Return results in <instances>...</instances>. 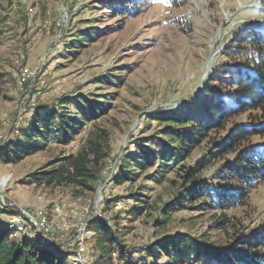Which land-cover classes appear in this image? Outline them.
Returning <instances> with one entry per match:
<instances>
[{
	"label": "trees",
	"instance_id": "16d2710c",
	"mask_svg": "<svg viewBox=\"0 0 264 264\" xmlns=\"http://www.w3.org/2000/svg\"><path fill=\"white\" fill-rule=\"evenodd\" d=\"M152 1L90 2L85 11L93 15L81 20L85 27L73 26L63 59L75 60L121 31L123 19ZM98 11L102 18L120 19L119 25L100 27L105 19L95 16ZM7 22L0 14V38ZM223 55L227 62L203 87V110L187 106L155 112V132L123 151L110 182L128 186L125 194L106 199L110 221L96 218L89 224L92 264H264V222L254 223L250 200L264 182V143L253 142L264 139V26L235 35ZM122 61L97 77L93 89L78 86L52 107L35 106L25 127L15 128L0 149V159L19 163L54 148L27 181L68 188L74 196L94 192L114 151V129H123L116 101L124 73L132 68L119 66ZM4 76L0 73V81ZM79 137L82 144L75 153L59 150ZM204 147L207 157L191 164L188 160ZM217 165L222 171L214 174L218 184H212L206 172ZM145 183L161 186L154 198L146 194ZM119 200L124 208L114 212ZM141 218H146L150 239L137 244L135 223ZM13 235L0 227V264H70L54 249Z\"/></svg>",
	"mask_w": 264,
	"mask_h": 264
},
{
	"label": "rangeland",
	"instance_id": "374dc122",
	"mask_svg": "<svg viewBox=\"0 0 264 264\" xmlns=\"http://www.w3.org/2000/svg\"><path fill=\"white\" fill-rule=\"evenodd\" d=\"M97 1L0 0V14L8 19L0 38V73L5 74L0 81V134L6 141L15 135V128L25 127L35 106L52 107L78 86L93 89L94 80L119 60H123L119 66L132 68L124 73L125 84L116 101L123 129H114V151L94 192L74 196L68 188L27 181L29 174L55 153L54 148L19 163L0 159V196L19 204L38 220L42 212L46 219L43 235L52 242L46 244L47 248L58 247L72 253L83 246L85 264H92V233L80 231V227L88 219L91 221L87 228L96 218L110 221L111 213L104 211L106 199L125 194L128 186L127 183L114 186L110 182L123 151L133 146L135 139L155 132L157 122L152 120L155 112L187 106L193 111L203 110L206 105L203 87L213 72L227 62L224 49L238 33L264 26V0H167L166 3L154 0L134 17L121 19V31L89 46L75 60L63 59V44L70 38L71 29L85 27L81 20L93 15L85 11L86 5ZM95 16L102 18L103 14L98 11ZM102 19L105 20L99 23L100 27L119 25L116 21L120 19ZM253 142L263 144L264 139L254 137ZM81 144L79 137L67 147L58 148L65 154L75 153ZM206 157L204 147L188 161L195 165ZM221 167L217 165L206 172L212 184H218L214 174L220 173ZM145 184H149L146 194L150 198L161 190L159 185ZM250 196L251 206L256 210L254 223L264 222V182ZM63 202L74 204V210H67L64 218H60L53 209ZM124 205L119 200L112 209L122 211ZM86 207L89 213L84 216L82 211ZM135 224L136 243L147 242L150 237L146 218ZM76 257L65 254L70 264H76Z\"/></svg>",
	"mask_w": 264,
	"mask_h": 264
},
{
	"label": "built area",
	"instance_id": "2783aa9c",
	"mask_svg": "<svg viewBox=\"0 0 264 264\" xmlns=\"http://www.w3.org/2000/svg\"><path fill=\"white\" fill-rule=\"evenodd\" d=\"M41 68V67H40ZM23 75H26L23 73ZM22 83V82H21ZM6 137L0 134V149L7 143ZM74 210V204L71 202H63L54 206V213L57 217L64 218L65 212L67 210ZM41 213V214H40ZM40 219L38 220L34 215L26 212L19 204L9 202L3 196H0V227L6 228L14 234H22L28 238L34 240L39 246H44L47 248L46 244H51V240L46 235H43V229L45 227V216L40 212ZM89 213V209L86 207L82 211V214L85 216ZM42 215V216H41ZM91 221L88 219L84 225L80 227V231L86 229L87 233L91 232L88 226V222ZM92 233V232H91ZM92 235V234H91ZM57 247V246H56ZM52 249V247H48ZM57 255L65 257H70L71 255L77 256L76 264H85V258L82 257L84 254V248L81 246L78 250H74L72 253H66L65 250L60 248L54 250ZM85 261V262H84Z\"/></svg>",
	"mask_w": 264,
	"mask_h": 264
},
{
	"label": "snow or ice",
	"instance_id": "6c2138e0",
	"mask_svg": "<svg viewBox=\"0 0 264 264\" xmlns=\"http://www.w3.org/2000/svg\"><path fill=\"white\" fill-rule=\"evenodd\" d=\"M162 2H165V3H166V2H167V0H162Z\"/></svg>",
	"mask_w": 264,
	"mask_h": 264
}]
</instances>
